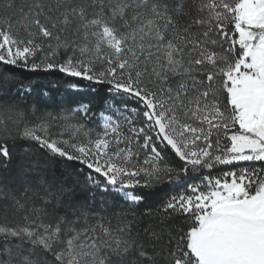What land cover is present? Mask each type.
Returning a JSON list of instances; mask_svg holds the SVG:
<instances>
[{
  "label": "snow or ice",
  "instance_id": "snow-or-ice-1",
  "mask_svg": "<svg viewBox=\"0 0 264 264\" xmlns=\"http://www.w3.org/2000/svg\"><path fill=\"white\" fill-rule=\"evenodd\" d=\"M0 264H264V0H0Z\"/></svg>",
  "mask_w": 264,
  "mask_h": 264
},
{
  "label": "trees",
  "instance_id": "trees-1",
  "mask_svg": "<svg viewBox=\"0 0 264 264\" xmlns=\"http://www.w3.org/2000/svg\"><path fill=\"white\" fill-rule=\"evenodd\" d=\"M25 75H29L25 73ZM58 85V86H57ZM39 87H45L50 90V94L53 102L59 103L63 102L65 106H75L76 103L80 100H87L89 96L94 95L93 93L88 92L87 90H82L80 92H73L67 89L64 85V82L59 79L57 76H50L48 80H42L39 82ZM97 97V101H99ZM19 146L17 151H19Z\"/></svg>",
  "mask_w": 264,
  "mask_h": 264
}]
</instances>
